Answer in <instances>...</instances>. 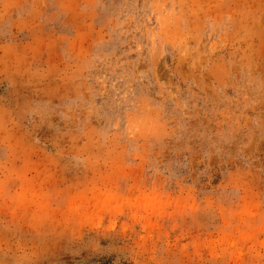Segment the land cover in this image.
Segmentation results:
<instances>
[{
	"label": "rangeland",
	"instance_id": "obj_1",
	"mask_svg": "<svg viewBox=\"0 0 264 264\" xmlns=\"http://www.w3.org/2000/svg\"><path fill=\"white\" fill-rule=\"evenodd\" d=\"M0 264H264V0H0Z\"/></svg>",
	"mask_w": 264,
	"mask_h": 264
}]
</instances>
